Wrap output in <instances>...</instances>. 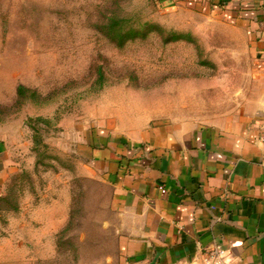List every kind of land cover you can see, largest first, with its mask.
Segmentation results:
<instances>
[{
	"label": "rangeland",
	"instance_id": "1",
	"mask_svg": "<svg viewBox=\"0 0 264 264\" xmlns=\"http://www.w3.org/2000/svg\"><path fill=\"white\" fill-rule=\"evenodd\" d=\"M111 13L186 38L152 31L118 46L99 27ZM257 65L246 37L214 13L156 0H0V194L15 182L19 203L0 210V264H118L109 189L79 167L86 125L108 107L122 126L231 116L264 92ZM19 83L37 94L17 103ZM67 195L63 225L49 228L48 208Z\"/></svg>",
	"mask_w": 264,
	"mask_h": 264
},
{
	"label": "crops",
	"instance_id": "2",
	"mask_svg": "<svg viewBox=\"0 0 264 264\" xmlns=\"http://www.w3.org/2000/svg\"><path fill=\"white\" fill-rule=\"evenodd\" d=\"M156 2L222 17L264 69V0ZM249 105L231 116L155 115L129 126L108 107L86 125L78 142L89 161L79 167L109 189L118 264H206L203 252L216 244L227 248V264H264V92ZM68 196L48 208L49 228L63 225L58 207Z\"/></svg>",
	"mask_w": 264,
	"mask_h": 264
},
{
	"label": "trees",
	"instance_id": "3",
	"mask_svg": "<svg viewBox=\"0 0 264 264\" xmlns=\"http://www.w3.org/2000/svg\"><path fill=\"white\" fill-rule=\"evenodd\" d=\"M99 27L102 32L118 46H123L128 40L135 39L137 37H146L152 31H158L162 34L165 42L186 38L185 35L180 34L175 30H168L159 23L146 21L140 25H135L130 23L128 18L125 16L116 13L109 14L106 19L99 24ZM103 75V71L100 68L99 77H103ZM36 91L37 90L34 88H31L23 83H19L17 86L16 102L20 104L29 95L31 97L36 95ZM39 163L40 160L37 157L36 164ZM8 186L9 187L6 193L0 194V210L17 209L19 207L17 199L15 197L13 198L15 182H11Z\"/></svg>",
	"mask_w": 264,
	"mask_h": 264
},
{
	"label": "built area",
	"instance_id": "4",
	"mask_svg": "<svg viewBox=\"0 0 264 264\" xmlns=\"http://www.w3.org/2000/svg\"><path fill=\"white\" fill-rule=\"evenodd\" d=\"M262 140L264 141V133L262 135ZM261 165L264 167V156L261 159ZM214 207V205H213ZM227 248L222 244H216L209 250L203 252V261L206 264H227Z\"/></svg>",
	"mask_w": 264,
	"mask_h": 264
}]
</instances>
